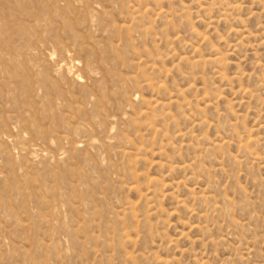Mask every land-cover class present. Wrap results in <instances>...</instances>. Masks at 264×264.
Segmentation results:
<instances>
[{"label": "rangeland", "instance_id": "1", "mask_svg": "<svg viewBox=\"0 0 264 264\" xmlns=\"http://www.w3.org/2000/svg\"><path fill=\"white\" fill-rule=\"evenodd\" d=\"M0 92V264H264V0H0Z\"/></svg>", "mask_w": 264, "mask_h": 264}, {"label": "bare ground", "instance_id": "2", "mask_svg": "<svg viewBox=\"0 0 264 264\" xmlns=\"http://www.w3.org/2000/svg\"><path fill=\"white\" fill-rule=\"evenodd\" d=\"M77 1H78V0H77ZM77 4H78V3H77ZM79 5H80V4H79ZM80 6H81V5H80ZM92 17H93V16H92ZM92 17H91V18H92ZM66 20H67V19H66ZM88 21H89V20H88ZM67 25H68V24H67ZM15 26H16V25H15ZM8 27H9V26H8ZM18 27H19V26H18ZM23 27H24V26H23ZM24 32H25V31H24ZM24 32H23V33H24ZM21 33H22V32H21ZM82 50H83V49H82ZM29 51H30V50H29ZM32 51H33V50H31V52H32ZM61 51L63 52V50H61ZM33 52H34V51H33ZM29 53H30V52H29ZM62 54H63V53H62ZM66 55H67V54H66ZM61 56H62V55H61ZM59 59L61 60V58H59ZM72 60H73V59H72ZM61 61H62V60H61ZM63 61H64V60H63ZM66 62H68V61H66ZM71 62H72V61H71ZM71 62H69V63H71ZM89 62H91L90 59H89L88 63H89ZM61 64H62V63H60V65H61ZM67 64H68V63H67ZM92 64H93V63L91 62V65H92ZM64 65H65V64H64ZM70 65H71V64H70ZM58 66H59V64H58ZM62 66H63V65H62ZM72 66H73V65H72ZM86 66H87V65H86ZM60 67H61V66H59V68H60ZM57 68H58V67H57ZM64 68H65V70L67 71L66 67H64ZM67 68H68V67H67ZM69 68H70V67H69ZM71 68H72V67H71ZM60 69H62V68H60ZM85 69H86V67H85ZM88 69H89V68H88ZM56 70L59 71L58 69H56ZM56 70H55V71H56ZM75 70H76V69H75ZM55 71H54V73L57 72V71H56V72H55ZM66 71H62V73H63V72L67 73ZM70 71H71V70H70ZM72 71H73V70H72ZM76 71H77V70H76ZM86 71H87V70H86ZM89 71H90V69L88 70V72H89ZM91 71H92V70H91ZM91 71H90V72H91ZM96 71H97V70H96ZM58 73H59V72H58ZM60 73H61V70H60ZM72 73H73V72H72ZM91 73H92V72H91ZM73 74H74V73H73ZM73 74H72V75H71V74H68V75L73 76ZM87 74H88V73H87ZM89 74H90V73H89ZM93 74H95V72H94ZM54 75H56V74H54ZM59 76H60V75H59ZM63 76H64V79H65V76H66V75H62V78H63ZM74 76H75V75H74ZM74 76H73V77H74ZM77 76H78V75H77ZM60 77H61V76H60ZM66 77H67V76H66ZM69 77H70V76H69ZM75 77H76V76H75ZM75 77H74V78H75ZM70 78H71V77H70ZM67 79H68V78H67ZM76 79H77V78H76ZM60 80H61V79H60ZM69 80H70V79H69ZM71 80H72V79H71ZM79 80H80V79H79ZM95 80H96V79H95ZM62 81H63V80H62ZM74 81H75V80H74ZM76 81H77V80H76ZM42 82H43V81H42ZM82 82H83V81H82ZM74 83H75V82H74ZM79 83H80V82H79ZM0 93H1V92H0ZM90 104H91V102H90ZM94 106H95V105H94ZM73 111H74V110H73ZM80 130H81V129H80ZM20 154H21V153H20Z\"/></svg>", "mask_w": 264, "mask_h": 264}]
</instances>
